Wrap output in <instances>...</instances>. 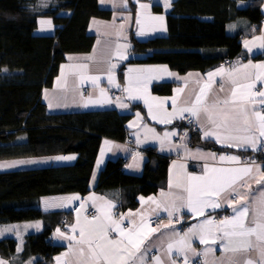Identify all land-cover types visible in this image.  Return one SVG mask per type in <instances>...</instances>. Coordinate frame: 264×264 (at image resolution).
I'll list each match as a JSON object with an SVG mask.
<instances>
[{"label":"crops","instance_id":"1","mask_svg":"<svg viewBox=\"0 0 264 264\" xmlns=\"http://www.w3.org/2000/svg\"><path fill=\"white\" fill-rule=\"evenodd\" d=\"M151 1V2H150ZM176 0H102L100 5L104 10L111 11L110 19H94L90 24V33L96 36L94 50L90 54H77L68 57L63 63L59 76L55 79L53 87L46 88L43 92V102L50 114L94 112L103 110H117L121 114L132 115L127 123L129 138L126 141L104 139L95 171L91 181V191L87 195L69 194L59 196H46L41 199V208L46 213H65L69 222L64 225L58 223L50 236L51 244L62 248L61 252L53 256L50 264H96L86 243L80 241V231H85V239L98 225L107 227L109 240L122 241L127 245L126 237H121L114 231L115 225L120 228L131 229L137 247L129 246L130 255L124 253L122 258L111 257L112 264H184L187 257L188 264L202 262L203 264H245L251 260L253 264H262L259 249L264 244L257 241L256 236H232V248L237 251H226L225 240H222L224 231H233L231 226L221 223L222 220L235 216L233 209L248 207V216L245 226H254L252 221H261L260 212L264 206L260 203V194L264 193V163H244V157L252 158L264 152V137L259 135L255 127V117H251L253 127L246 131L242 117L238 116L241 107L249 114L253 109L260 110L261 99L254 91H264V69L257 67L264 65V20L258 28L244 32L242 52L236 58L238 67L218 65L205 72L190 71L180 74L166 65H151L139 62L145 59L144 54H132L133 44L131 38L146 42L156 37L166 36L167 16L172 12ZM144 5L145 7H141ZM160 7L163 13H156L154 8ZM264 15V3L261 7ZM163 17V22L154 19ZM237 26L230 25V32L237 33L243 23ZM143 32V34H140ZM43 35V34H42ZM119 51L120 55H117ZM261 57V58H259ZM87 64V68L78 67ZM112 82H109L110 65ZM246 66V67H245ZM167 69V71H163ZM223 69V71H221ZM126 70V72H124ZM171 73V75H169ZM216 73L211 79L209 74ZM81 76L84 77L81 81ZM99 76L96 83L88 77ZM258 77V78H257ZM236 81L233 85L232 81ZM159 84H172L170 95L154 93V86ZM205 84L208 85L205 88ZM119 85V87H117ZM223 85V91L221 86ZM240 85H244L240 87ZM251 85V87H247ZM238 87L236 102L224 104V100L231 101V90ZM204 88L203 95L200 89ZM104 90V94L101 93ZM127 89V91H125ZM178 89L180 91H178ZM86 91V92H85ZM110 92L120 94L119 98L111 97ZM197 95H201V103L196 105L198 117L190 112H180L183 108L191 107ZM175 98V105L173 99ZM89 100L98 103L84 104ZM120 104L127 105L121 107ZM208 111L205 112L204 109ZM227 115V120L225 116ZM185 116L195 119L197 129L187 126L183 120ZM211 116V120L207 117ZM233 117L240 122L235 123ZM190 128V129H189ZM199 134L198 143L194 144L191 132ZM206 131L213 135L205 136ZM165 133L175 135L165 136ZM219 137V139L217 138ZM240 137L242 139H236ZM249 138V139H243ZM181 140V143L177 142ZM142 150L137 153L133 144ZM255 143L253 148L252 142ZM212 143L220 150L208 149L205 144ZM231 145V146H229ZM147 148L156 150L162 157L171 159L167 185L158 193L139 197V206L136 209L120 211L117 193L114 197L96 191L101 171L110 160H123L125 173L132 176H141L144 173L148 154L143 151ZM181 155L183 160L174 161V157ZM235 156L236 161L227 159ZM258 156V155H257ZM74 159H57V157L16 159L0 161V164L14 167H2L0 173L11 170H26L43 167L70 165L77 161L76 155L64 156ZM225 157L226 159H221ZM187 161L201 164L202 169L190 172ZM24 162V163H19ZM250 167V173L221 172L213 170H236ZM225 176L235 178V184L225 188L219 195L200 196L199 200L215 201L219 207L201 205L196 203L195 187L206 184L214 177ZM192 177L200 179L192 180ZM241 184L248 187H241ZM193 187V210L186 207L189 192ZM237 193L245 199L238 200L229 206V200ZM78 197V199H72ZM85 200L80 208L77 205ZM111 204L113 207L109 208ZM89 207L97 209L98 216L89 224L85 215ZM203 208V213H200ZM167 209V210H166ZM171 212V216H169ZM227 212L226 218H219L220 213ZM176 216L191 218L192 228L189 232L180 234L172 223ZM159 218L157 226H151L149 220ZM212 223L208 224L207 221ZM73 228L76 229L73 232ZM45 229L42 221L24 222L4 225L0 228L2 239L14 238L17 240L16 255L9 260L0 257L4 264H37V258L23 260L25 239L28 235L42 233ZM152 229H156L152 231ZM112 234L113 236H109ZM203 236L206 243L200 242ZM68 237H74L69 239ZM181 238H183L182 242ZM213 239L215 242L213 243ZM249 242L251 247L244 250ZM173 244L171 251L169 244ZM83 249V254L81 250ZM206 253V254H205ZM157 257L159 260H157ZM99 264H109L101 259Z\"/></svg>","mask_w":264,"mask_h":264},{"label":"trees","instance_id":"2","mask_svg":"<svg viewBox=\"0 0 264 264\" xmlns=\"http://www.w3.org/2000/svg\"><path fill=\"white\" fill-rule=\"evenodd\" d=\"M102 0H0V161L76 155L70 165L0 173V228L4 225L42 221V233L25 239L23 260L37 258L50 264L62 248L48 241L65 213H46L41 199L69 194L87 195L104 139L126 141L132 115L117 110L50 114L43 92L53 87L61 66L71 55L93 52L94 19H110ZM264 0H176L167 16L166 36L141 42L131 38L132 54L139 62L166 65L186 74L205 72L224 59L241 58L244 32L263 20ZM162 14L163 9L154 8ZM52 18L53 36H36L40 18ZM244 26L230 32V25ZM261 58V57H259ZM154 93L170 95L172 84L154 86ZM190 129V128H189ZM193 143L199 134L191 132ZM208 149L220 150L212 143ZM144 173L132 176L123 160H110L98 179L96 191L114 197L119 210L138 208L139 197L158 193L167 185L171 159L147 148ZM264 161V152L257 154ZM227 213V212H225ZM188 222L192 224L191 218ZM17 240L2 239L0 257L12 259Z\"/></svg>","mask_w":264,"mask_h":264},{"label":"snow or ice","instance_id":"3","mask_svg":"<svg viewBox=\"0 0 264 264\" xmlns=\"http://www.w3.org/2000/svg\"><path fill=\"white\" fill-rule=\"evenodd\" d=\"M166 3H168V0H166ZM141 7H145L144 5H142ZM154 19H158L161 21V23L163 22V17H155ZM42 24L47 23V25L49 27H51V21H41ZM140 34H143V32H141ZM117 55H120L119 51H117L116 53ZM78 67H82V68H87V64L84 65H79ZM246 67V66H245ZM257 67H260L261 69H264V65H259ZM115 68V65H110V69H109V82H112V74H111V69ZM163 71H167V69H164ZM221 71H223V69H221ZM169 75H171V73H169ZM213 75H216V73H211L209 74V79H211V77ZM258 78V77H257ZM84 77L81 76V81H83ZM88 79L92 80L93 83H96L97 81H99L100 77L99 76H92V77H88ZM232 84L235 85L236 81H232ZM244 85H240V87H243ZM117 87H119V85H117ZM208 85L205 84V88H207ZM247 87H251V85H247ZM221 91H223V85L221 86ZM239 88L238 87H233L231 90V101L229 100H224L223 103L227 104L229 102L235 103L236 102V97H237V92H238ZM125 91H127V89H125ZM178 91H180L178 89ZM101 93L104 94V90L101 89ZM204 93V88L200 89V94L203 95ZM201 95H197L195 98V101L193 103V105L191 107L188 108H183L180 110V112H190L193 116H197L198 117V111L196 109V105L201 103ZM255 95H258L262 98H264V91H259L257 92ZM88 103H98V101H92L89 100L87 103L84 104L85 107L88 106ZM176 101L175 98L173 99V105H175ZM260 103L262 105H264V99L260 100ZM121 107H127V105L124 104H120ZM205 112H207L208 110L205 108L204 109ZM239 117H242V122L243 124L246 126L245 130L246 131H250L253 127V124L251 122V117H255L257 123L255 124V127L257 128V130L259 131V135L261 137H264V109H260V110H256L253 109V111L249 114L248 111L245 110V108L241 107L238 113ZM209 120H211V116L207 117ZM227 115L225 116V120H227ZM233 120L235 123H239L240 120L237 117H233ZM168 135H175V133H165V136ZM213 135V133L211 131H206L205 132V136H211ZM219 139V137H217ZM236 139H242L240 137H236ZM243 139H249V138H243ZM231 146V145H229ZM253 148H255V143L254 141L252 142L251 145ZM57 159H74V157H57ZM221 159H226L225 157H221ZM227 159L236 161L238 158L235 156L232 157H228ZM19 163H24V162H19ZM15 164H10V165H5V164H0V168L2 167H14ZM213 171H221V172H242V173H250L252 171V169L250 167H246L243 169H236V170H213ZM192 180H197L200 179L198 177H192ZM233 184H235V178L233 179H229L228 177L225 176H220V177H214L212 180H210L208 183L206 184H201L198 186H194L195 187V192L197 195V201L196 203H199L201 205H211L212 207H219V203L215 202V201H203V200H199L200 196H211L213 194L215 195H219L221 191H223L225 188H230L233 186ZM241 187H248V185H244L241 184ZM187 191L189 192V196H188V203L186 205V207L189 208V210H193V205H194V201H193V187H189L187 189ZM72 199H78V197H73ZM245 197L242 194L237 193L236 195L233 196V198L231 200H229V206H232L234 203H236L238 200H244ZM260 203L262 206H264V193L260 194ZM109 208L113 207V205L109 204L108 205ZM167 210V209H166ZM200 213H203V208H200ZM233 211L235 212V216H233L231 219H225L222 220L221 223L226 225V226H231L233 231L229 232V231H224L223 236L221 237L222 240H225L226 243L224 244V248L226 251L231 250V251H237L238 249L236 248H232L231 244H232V240L231 237L232 236H248L251 237L253 235L256 236L257 241L261 242V244H264V219H262L261 221H257V220H253L252 221V225L254 226H245V219L248 216V212H249V208L248 207H243L241 209H233ZM171 212H169V216H171ZM260 216L262 218H264V211L260 212ZM112 224L115 225L114 227V231H118L119 235L121 237H126L127 239V245H124L122 241H118V240H109L108 236H107V227L103 224L98 225L95 229L92 230V232L90 233V237L88 239H85V231L82 228L79 235H80V241L78 242H82V243H86L88 245V250L92 255V258L94 261H96V264H99V261L101 259L105 260V261H109V264H112L111 262V257L116 256L117 258H122V255L124 253H127L130 255V252L128 251L129 246L131 247H137L135 241H134V234L132 232L131 229L125 230L123 228H120L119 224L116 223L115 221H111V217L108 216L106 217ZM96 220V217H93L92 221H88L89 224H92L93 221ZM208 224H211L212 221L208 220L207 221ZM156 229H152V231H155ZM76 229L73 228V232H75ZM69 239H73L74 237H68ZM183 238H181L182 242ZM200 242L201 243H206L207 241L204 239L203 236L200 237ZM213 243L215 242V240L213 239L212 241ZM251 247V243L249 242L248 246L244 248L245 251L248 250V248ZM173 248V244H169L168 245V249L169 251H171ZM260 251V256L262 259V264H264V247H261L259 249ZM81 254H83V249L81 250ZM206 254V253H205ZM157 260H159V258L157 257ZM0 264H4L3 261H0ZM184 264H188L187 261V257H185V261ZM245 264H253V262L251 260H247L245 262Z\"/></svg>","mask_w":264,"mask_h":264},{"label":"built area","instance_id":"4","mask_svg":"<svg viewBox=\"0 0 264 264\" xmlns=\"http://www.w3.org/2000/svg\"><path fill=\"white\" fill-rule=\"evenodd\" d=\"M222 64L225 65V66H230V67H238V64L236 62V59H224L223 62H222ZM124 72H126V70H124ZM259 91H261V90L260 89H256L255 90V93H257ZM260 109H264V106H261ZM183 120L187 123V126L188 127H191L192 129H195V130L197 129L196 121L192 117L185 116ZM135 150H136L137 153H142V150L139 149V148H135ZM175 159L176 160H183L182 159V156H180V155L176 156ZM244 159L248 163H252V162L253 163H257V162L264 163V161L261 160L257 155L254 156V157H252V158L244 157ZM187 163H188V169L189 170H192V171H196L197 172V171H199V170L202 169L201 164H199V163L192 162V161H187ZM85 203H86V201L83 199L77 205L76 208L77 209L80 208ZM85 215H86V217L88 219L93 220V217H96L97 218V216H98L97 209L94 208V207H89L88 210L86 211ZM218 216H219V218H226V217L229 216V214L228 213H225V212L224 213L222 212ZM63 222L64 223H67L68 220L67 219H64ZM160 222H161V220L159 218H153V219H150L149 224L151 226H157ZM172 223L177 227V231L180 234H184V233L190 231L191 228H192V224L188 222V217H185V216H176V217H174L172 219ZM123 228L126 229L127 226H123ZM110 235L112 236V234H110ZM48 241L50 242V239Z\"/></svg>","mask_w":264,"mask_h":264},{"label":"rangeland","instance_id":"5","mask_svg":"<svg viewBox=\"0 0 264 264\" xmlns=\"http://www.w3.org/2000/svg\"><path fill=\"white\" fill-rule=\"evenodd\" d=\"M151 2V1H150ZM41 21H45V22H47V21H51V27H49L48 25H47V23H44V24H42L41 23ZM56 25L54 24V20L52 19V18H47V17H45V18H40L39 19V25H38V28H37V30L35 31V35L36 36H53V35H55V33H56ZM43 34V35H42ZM140 41V40H139ZM142 42V41H141ZM254 94H256L255 93V91H254ZM256 96H258V95H256ZM181 156V155H180ZM176 157H174V160H176L175 159ZM243 161H244V163H248L247 161H245V159H243ZM43 168H48V167H43ZM35 169H40V168H35ZM26 170H32V169H26ZM14 171H22V170H11V171H3V173H5V172H14ZM190 172H196V171H192V170H189ZM150 221V220H149ZM189 232V231H188ZM109 236H111V235H109ZM113 236V235H112ZM50 239V237L48 238V240Z\"/></svg>","mask_w":264,"mask_h":264},{"label":"bare ground","instance_id":"6","mask_svg":"<svg viewBox=\"0 0 264 264\" xmlns=\"http://www.w3.org/2000/svg\"><path fill=\"white\" fill-rule=\"evenodd\" d=\"M110 95H111V97H114V98H119L120 97V94H118V93H115V92H110ZM178 142L179 143H181V140H178ZM174 160V159H173ZM174 161H178V160H174ZM257 163H261V162H257ZM256 163V164H257ZM203 264L202 262H197V263H195V264Z\"/></svg>","mask_w":264,"mask_h":264},{"label":"clouds","instance_id":"7","mask_svg":"<svg viewBox=\"0 0 264 264\" xmlns=\"http://www.w3.org/2000/svg\"><path fill=\"white\" fill-rule=\"evenodd\" d=\"M235 59H236V58H235ZM222 62H223V61H222ZM221 65H223V64L221 63ZM224 66H225V65H224ZM85 92H86V91H85ZM131 143L133 144V146H134L135 148H137V147L134 145L133 141H131ZM144 151H145V150H144ZM64 219H67L68 222H69V218H68V217H64L63 220H64ZM63 220H62V223H63L64 225H66L68 222H67V223H64ZM186 233H187V232H186Z\"/></svg>","mask_w":264,"mask_h":264}]
</instances>
